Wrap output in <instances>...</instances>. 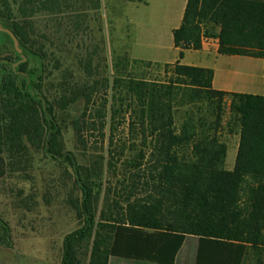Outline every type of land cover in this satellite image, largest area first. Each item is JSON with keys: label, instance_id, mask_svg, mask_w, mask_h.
Masks as SVG:
<instances>
[{"label": "trees", "instance_id": "trees-1", "mask_svg": "<svg viewBox=\"0 0 264 264\" xmlns=\"http://www.w3.org/2000/svg\"><path fill=\"white\" fill-rule=\"evenodd\" d=\"M73 7V0H0V22L22 50L0 69V198L19 192L14 199L26 201L35 156L43 155L69 168L79 193L72 206L80 226L64 238L61 264H264V96L216 91L213 69L182 63L212 37L220 55L264 59V0H188L174 31L179 60L156 63L152 80L147 73L129 75L124 58L114 67L103 106L96 105L101 82L93 55L79 60L77 79L61 72V60L35 39L33 18L61 16ZM227 98L231 117L225 123ZM116 122L127 126L132 148L138 141L143 146L127 166L150 169L145 184L156 183V191L140 200L131 195L123 212L118 207L107 216L101 205L108 169L115 166L106 156L85 154L80 162L67 150L65 130L87 151L92 135L104 138ZM225 133L240 137L232 171L225 168ZM193 243L194 258L182 256ZM13 244L12 228L0 217V246Z\"/></svg>", "mask_w": 264, "mask_h": 264}, {"label": "rangeland", "instance_id": "rangeland-1", "mask_svg": "<svg viewBox=\"0 0 264 264\" xmlns=\"http://www.w3.org/2000/svg\"><path fill=\"white\" fill-rule=\"evenodd\" d=\"M180 0H73V8L61 16L38 15L32 20L35 39L46 44L50 54H55L62 62V71H72L77 79L82 78L79 60L93 55L95 66L100 73L96 77L101 82L96 105L107 104L108 89L112 84L116 65L126 58L129 75L141 77L147 73L149 79L156 80V63L179 60V50L175 49L174 36L170 33L174 22L180 25ZM17 8L14 12L17 14ZM1 20V10H0ZM217 34L218 29L213 28ZM216 40L210 38L208 42ZM214 49V47H212ZM19 52L11 36L0 31V69L9 61H17ZM189 54L187 61H195ZM221 66L231 63L240 69L245 59L222 58ZM150 64V65H149ZM33 65V64H32ZM53 65L49 66V71ZM61 72L55 73L56 82ZM3 71L0 70V76ZM222 77H219V81ZM50 82V80H49ZM52 86L48 89L52 92ZM111 101L109 102V106ZM80 107L73 111L77 116ZM231 117L230 98H227L224 120ZM112 125V124H111ZM110 125V127H111ZM115 132L105 130V137L99 133L92 135L88 150L84 151L71 129L65 130L67 150L74 153L80 162L87 156H106L114 168L106 175L107 192L101 210L107 216L126 209L125 200L144 199L148 192L156 191V183L146 185L150 180V169H133L127 161L136 158L143 147L128 135L127 126L116 122ZM222 141L228 144L225 168L232 171L236 164L240 137L223 134ZM124 149V155L121 150ZM133 149H138L137 151ZM113 156V157H112ZM69 168L56 164L43 155H36L31 173L35 181H28L23 203L15 200L17 192L10 199L0 198V217L11 226L14 244L12 248L0 246V264H61L64 238L75 231L79 220L72 206V200L79 196L73 187ZM137 172V173H136ZM139 182L134 185L133 181ZM1 182V180H0ZM1 185V183H0ZM135 186V189L133 188ZM186 248L182 254L187 251ZM110 264H130L112 259ZM136 264H153L139 262Z\"/></svg>", "mask_w": 264, "mask_h": 264}, {"label": "crops", "instance_id": "crops-1", "mask_svg": "<svg viewBox=\"0 0 264 264\" xmlns=\"http://www.w3.org/2000/svg\"><path fill=\"white\" fill-rule=\"evenodd\" d=\"M188 0H180V25H176L174 22L173 27L170 29V33L174 36V31L178 29L183 21L185 9ZM206 39L201 51H189L186 53L185 59L182 61L185 65L198 66L203 68L213 69L215 77L213 81V89L216 91H222L227 93L238 94H251L264 96V59H255L250 57L240 56H224L218 53L219 41L216 39L212 42H208ZM214 47V49L212 48ZM176 49V48H175ZM178 51V49H176ZM196 56L195 61L188 62L187 57L189 54ZM179 54V52H178ZM242 58L243 65L240 69L236 65L227 63L221 66L222 58ZM178 61L166 62L165 64H174ZM222 80L219 81V77ZM196 253V244L193 243L192 247L185 252V255H190L194 258ZM249 264H252L251 262Z\"/></svg>", "mask_w": 264, "mask_h": 264}, {"label": "water", "instance_id": "water-1", "mask_svg": "<svg viewBox=\"0 0 264 264\" xmlns=\"http://www.w3.org/2000/svg\"><path fill=\"white\" fill-rule=\"evenodd\" d=\"M0 31L9 34L11 36V38L13 39L17 50L19 52H22V50L20 49V44H19L17 37L9 29L4 28L1 22H0Z\"/></svg>", "mask_w": 264, "mask_h": 264}]
</instances>
